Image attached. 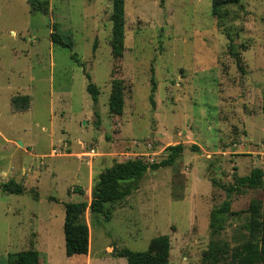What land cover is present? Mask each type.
<instances>
[{
    "label": "rangeland",
    "instance_id": "1",
    "mask_svg": "<svg viewBox=\"0 0 264 264\" xmlns=\"http://www.w3.org/2000/svg\"><path fill=\"white\" fill-rule=\"evenodd\" d=\"M47 1L44 15L25 0H0V184L13 179L28 191L0 192V264L28 249L40 264H126L118 250L144 251L161 235L169 264H212L203 258L211 240L239 247L245 210L264 203V190L232 194L230 210L241 214L215 237L209 214L234 175L264 170V0H239L221 19L211 0H124L118 58L111 0ZM52 24L69 49L51 42ZM113 78L124 84L120 115L108 111ZM17 94L30 95L28 111H10ZM178 144L175 164L144 173L129 197L105 205L108 218L85 211L89 251L67 258L63 204L89 203L113 163H157Z\"/></svg>",
    "mask_w": 264,
    "mask_h": 264
},
{
    "label": "trees",
    "instance_id": "2",
    "mask_svg": "<svg viewBox=\"0 0 264 264\" xmlns=\"http://www.w3.org/2000/svg\"><path fill=\"white\" fill-rule=\"evenodd\" d=\"M34 12L46 14L48 11L47 0H25ZM239 0H211V14L221 19L225 16V7L235 5ZM111 32L109 46L114 58L122 56L124 42V0H111ZM51 42L70 48V43L64 41L57 32L56 24L51 26ZM71 58L78 62L74 54ZM88 83L86 92L92 102L96 104L99 90L86 75ZM154 89V87H152ZM124 84L121 79L113 78L110 82V94L108 99V111L113 115H120L123 111ZM10 111L13 113L25 112L30 109L31 97L28 94H17L10 97ZM97 116V114L95 113ZM183 145L168 146L165 148L166 156L155 163H147L142 159H129L123 162H115L110 167L102 170L93 182L90 201L69 202L63 204L64 220L62 225L64 237V251L67 258L75 256L86 257L89 249V229L82 220L86 210L90 215L103 214L108 218L109 212L105 205L115 204L129 197L137 188L138 181L147 171L159 168L171 167L180 158L184 151ZM196 150L195 146H191ZM245 189L264 190V170L253 168L248 175L235 176L233 183L225 188L226 200L213 208L209 214V231L215 237L224 227L228 215H240L241 212L230 210V197L232 194H241ZM75 192L83 194L82 188H75ZM0 192L11 195H23L28 191L20 183L13 179L0 184ZM32 196L37 198V194ZM246 221L242 225L246 233L245 239L239 247L229 250L226 245L217 240H211L208 252L204 253V260L212 264H264V203L251 200L247 209ZM170 240L167 235L157 236L149 242L144 251H132L121 248L117 252L118 257L126 260V264H169ZM8 264H40L39 256L34 249L19 251L9 257Z\"/></svg>",
    "mask_w": 264,
    "mask_h": 264
},
{
    "label": "crops",
    "instance_id": "3",
    "mask_svg": "<svg viewBox=\"0 0 264 264\" xmlns=\"http://www.w3.org/2000/svg\"><path fill=\"white\" fill-rule=\"evenodd\" d=\"M46 234V233H45ZM43 235V233L41 232V236ZM40 236V237H41ZM64 241V240H63ZM39 242V241H38ZM41 242V241H40ZM43 244L45 245V243L43 242ZM38 245V243H36V246ZM88 251H89V249H88Z\"/></svg>",
    "mask_w": 264,
    "mask_h": 264
},
{
    "label": "built area",
    "instance_id": "4",
    "mask_svg": "<svg viewBox=\"0 0 264 264\" xmlns=\"http://www.w3.org/2000/svg\"><path fill=\"white\" fill-rule=\"evenodd\" d=\"M53 154H54V151H53Z\"/></svg>",
    "mask_w": 264,
    "mask_h": 264
}]
</instances>
